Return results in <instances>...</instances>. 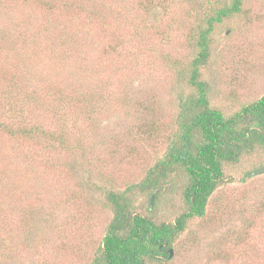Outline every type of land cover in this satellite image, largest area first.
I'll list each match as a JSON object with an SVG mask.
<instances>
[{
	"label": "rangeland",
	"instance_id": "obj_1",
	"mask_svg": "<svg viewBox=\"0 0 264 264\" xmlns=\"http://www.w3.org/2000/svg\"><path fill=\"white\" fill-rule=\"evenodd\" d=\"M232 1L0 0V264H91L110 191L157 221L185 210L182 169L142 181L180 131L199 32ZM211 39L201 77L230 116L264 95V0H243ZM21 122L48 136L14 133ZM224 172L173 256L147 264H264V146Z\"/></svg>",
	"mask_w": 264,
	"mask_h": 264
},
{
	"label": "trees",
	"instance_id": "obj_2",
	"mask_svg": "<svg viewBox=\"0 0 264 264\" xmlns=\"http://www.w3.org/2000/svg\"><path fill=\"white\" fill-rule=\"evenodd\" d=\"M242 1L233 0L230 5L218 8L199 32V53L188 78L193 91L180 99V131L166 155L142 181L146 188H156L182 169L187 175L181 193L185 210L173 222L157 221L137 210L128 190L110 191L107 200L113 217L91 264H147L169 257V249L186 230L188 222L205 215L209 198L225 181L224 163L238 162L244 153L264 146V95L229 116L211 105L208 82L201 77V67L210 55L215 24L241 11ZM1 120L0 129H4ZM16 124L18 129L14 133L48 136V132L38 127H28L24 122ZM10 128L15 130L14 125Z\"/></svg>",
	"mask_w": 264,
	"mask_h": 264
},
{
	"label": "water",
	"instance_id": "obj_3",
	"mask_svg": "<svg viewBox=\"0 0 264 264\" xmlns=\"http://www.w3.org/2000/svg\"><path fill=\"white\" fill-rule=\"evenodd\" d=\"M261 170H262V168H260V169H256L255 171L252 172V174H257V173H259ZM152 199H153V197H152ZM169 252H170V257H172V256H173V253H174V249L171 247V248L169 249Z\"/></svg>",
	"mask_w": 264,
	"mask_h": 264
}]
</instances>
